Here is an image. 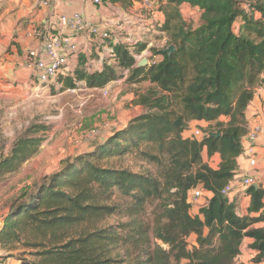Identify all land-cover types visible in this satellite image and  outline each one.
I'll return each mask as SVG.
<instances>
[{"label": "trees", "instance_id": "obj_1", "mask_svg": "<svg viewBox=\"0 0 264 264\" xmlns=\"http://www.w3.org/2000/svg\"><path fill=\"white\" fill-rule=\"evenodd\" d=\"M110 1L128 9L143 0ZM154 4L164 16L159 30L168 36L165 48L176 47L172 54L152 48L160 59L139 66L134 54L146 49V41L133 51L117 44L103 69L87 72L82 56L73 75L57 78L63 89L85 78L98 88L119 79L122 68L131 71L130 80L154 85L137 100L144 113L65 160L12 207L0 242L17 250L10 257L23 264H235L245 237L254 239L253 262H264V227H253L264 221L263 186L246 188V214L236 198L223 193L240 173L247 108L264 85V0ZM185 4L198 15L185 17ZM221 116L229 120L220 121ZM195 120L215 122L205 132L222 134L185 138ZM46 129L32 125L17 138L0 159V181L39 153ZM205 149L210 157L220 154L218 168L204 162ZM128 158L146 167L137 170ZM197 187L213 195L191 215L187 194ZM191 235L193 245L187 240Z\"/></svg>", "mask_w": 264, "mask_h": 264}, {"label": "rangeland", "instance_id": "obj_2", "mask_svg": "<svg viewBox=\"0 0 264 264\" xmlns=\"http://www.w3.org/2000/svg\"><path fill=\"white\" fill-rule=\"evenodd\" d=\"M28 2L30 5L26 7ZM38 9H40L39 3L34 6L32 0L0 1V66L11 60L14 62L12 67L20 68V59H15L13 56L14 50L19 57L28 54V50L23 54L18 50L23 37H34L35 32H40V40L44 39L45 25L40 23L41 21L35 14ZM148 12L145 10L144 15ZM189 12V10L184 11L185 17L189 15ZM158 20L151 21L149 25L154 29L150 33L143 34L144 37H148L153 46L146 54L137 57V65L143 60H147L146 65L154 60H159V56L154 57L152 48L158 50L165 48L168 44L167 34H162L159 30L162 21ZM34 39L36 40V38ZM111 54L108 52L105 59L108 61L112 59ZM96 55L93 52L89 56L91 59L97 60L98 56ZM83 57L85 56L83 55ZM82 60L84 61L83 58H80L81 62ZM26 63L27 61L24 65ZM87 63L86 59L83 65L85 70ZM117 72L121 75V80L127 76V81L108 83L109 95L105 96L100 90L101 87H89L86 80L76 79V87L73 89H63L58 80L56 81L59 83L57 88L53 85L39 88L34 84L29 85V82L26 84L23 80L16 81L17 79L13 78L14 74L0 68V159L10 153L14 142L25 133L27 128L32 125L47 127L40 133L43 143L39 153L26 162L18 172L0 181V227L10 218L12 207L18 204L25 193L35 191L36 185L45 177L59 170L65 160L94 147L97 144V138L92 142L89 139L98 137L101 132L107 130L110 127L107 126L108 122L111 123L112 120L117 123L130 122L146 110L143 105L137 103V100L140 94L147 93L153 86L147 80H130L131 72H128L127 69L117 68ZM28 80H32V78L30 77ZM138 105L141 108L135 110L134 108ZM189 125L193 129L206 131L212 129L215 122L212 124L198 122ZM126 163L137 170L140 167H146L142 162L132 158H128ZM240 173L234 179L232 196L236 198L241 210L245 208V202L243 203V197L240 198V195L245 193L246 188L242 182L244 174L241 171ZM191 193L192 191H189L187 194V200L191 204L190 214L196 215L205 199L195 202ZM115 221V218L109 220L111 223ZM187 240L190 245H193L195 235H191ZM10 247L11 245L0 242L2 258L0 264H23L14 256L10 257L11 254H18L17 250H11ZM182 264L187 263L183 261Z\"/></svg>", "mask_w": 264, "mask_h": 264}, {"label": "crops", "instance_id": "obj_3", "mask_svg": "<svg viewBox=\"0 0 264 264\" xmlns=\"http://www.w3.org/2000/svg\"><path fill=\"white\" fill-rule=\"evenodd\" d=\"M4 1L7 2V1H17V0H4ZM32 1L34 6H36L37 3H39L40 9H38L35 14L38 17V20L41 21L40 23H42L43 26L45 25L44 27L45 35L42 41L40 40V37H36V36L33 37L30 35L31 36L30 38L23 37L18 47L19 52L21 51L22 54L24 51L27 50L29 51V49L31 48H37V47L39 48L41 46L43 41L52 33V31H55V27H57L58 25V15L62 12H71L75 10L81 11V13L85 16V18L90 20L92 23L98 25L101 31L106 29H111L113 31V36L117 38L119 41H121V43L123 44L126 43V45L129 46L130 50H134L136 47L135 45L137 43L134 41L135 39H140L142 34L144 33L146 34L148 32L150 33L151 30L154 29L153 26L149 25L151 21L158 19H161L162 21L164 19L163 13L158 12L156 10V6L154 3H156L157 0H153L152 6L149 8L144 5L143 2L144 0L135 1L134 4L126 10L120 4L113 3L110 0H105L106 2L100 6H94L89 0H66V1L32 0ZM45 1L47 3H45ZM29 5L30 3L28 2L26 7H29ZM181 8L183 13L185 10L190 11L187 17H191L193 14H197L196 11H193V9L186 4L183 5ZM145 10H148L149 12L144 15ZM143 16L145 18H141ZM160 33L163 34V32ZM129 34H132V37L131 35L129 36ZM34 38H36V40ZM77 41L79 42V45L81 47V53L77 58H73L72 60L73 62L71 63V68L75 67L76 69L80 62V58L84 55L85 58L88 60L87 69L88 67H91V73L95 72L97 69H102L104 67L103 66L104 62H106L105 57L107 53L108 52L112 53L113 50V48L111 47L112 40H102L98 37H92L86 34H82L77 36ZM144 41H146L145 43L147 44L146 49L140 53H135L134 56L137 55L140 57L142 54H146L147 51H149L150 48L153 46V43L151 41L149 42L148 37H143L142 42ZM93 52L97 54L96 55L98 56L96 58L97 60L90 58L89 55H91V53ZM13 57L15 59H20L19 62L21 64L18 63L19 65H21L20 68L12 67L14 62L11 60L2 63L0 68L3 71L9 70L11 74H14L15 76L13 78L17 79L16 81L23 80L25 81L26 84L29 82V85H33V84L36 85V80L33 76L34 73L33 70L27 67L26 64H25L26 66L24 65V63L26 62L25 60H27L28 57L27 53L25 56L19 57L16 51L14 50ZM30 77L32 78V80H28ZM263 78H264V74H263ZM119 79L121 80V78ZM119 79L113 82L121 83L127 81L126 76H124L121 81ZM147 81L150 83V85L152 86L154 85L150 80ZM139 108H141L140 105L136 106V108L134 109L137 110ZM246 117L248 121V132L242 139L244 151L237 158L239 171L243 172L244 174L243 177L250 175L254 179H256V183L254 184V186L257 185L256 187H258L262 185L264 188V85L256 89L254 98L247 108ZM219 120L223 122H227L229 120V117L221 116ZM198 122H207L211 124L213 123L211 121H205V120H201V121L195 120L192 121L191 123H198ZM128 123L129 122L117 123L112 120L111 123L110 122L107 123V126L108 125L110 126L109 128L107 127L108 128L107 130L101 132L98 135V137L89 140H91L92 142L95 141V139L97 138L96 140L97 143L102 140H105L107 137L112 135V133L115 130H119L126 127ZM256 124H260L262 127L263 135L261 139H253L249 135L250 131ZM253 158H256L257 160L256 167H252L250 164V160ZM203 160L213 168H218L221 162V157L220 154L218 153L210 157L208 155L207 150L205 149L203 152ZM232 181L234 183V180ZM206 193L208 198L212 197L213 195L211 192L208 191ZM230 196L233 198L232 194ZM242 197H243V203L245 202L244 203L245 208H243L242 206L243 209L240 210L239 208V210L242 214H246L248 213L247 208L250 202V197L246 196L245 193H242L240 195V198ZM252 215H257V214H252ZM253 227L263 228L264 221L256 223ZM253 242L254 239L252 237H245L243 239V242L241 244V253L237 257L235 264H264V262L261 263L253 262V258L257 255V251L251 247Z\"/></svg>", "mask_w": 264, "mask_h": 264}, {"label": "built area", "instance_id": "obj_4", "mask_svg": "<svg viewBox=\"0 0 264 264\" xmlns=\"http://www.w3.org/2000/svg\"><path fill=\"white\" fill-rule=\"evenodd\" d=\"M89 1L94 6H100L105 3V0ZM143 2L144 5L149 8L152 6L153 0H144ZM45 3L47 2L45 1ZM82 34L98 37L102 40H112V48L115 45L121 43L113 36V31L111 29L101 31L98 25L86 19L81 11L75 10L71 12L60 13L58 15V25L55 27V31H52V33L43 41L39 48H31L27 54L28 57L26 60V65L33 70V76L36 80V85L39 88H47L52 85L57 88L59 83H56V81L60 75H73L76 69L75 67L71 68V63L73 62V58H77L81 53V47L77 41V36ZM40 35V32H35L36 37H39ZM130 35L132 37V34H129V36ZM143 37L144 36L142 34L140 39H135L134 41L136 43L140 42ZM134 57L137 58L139 56L136 55ZM86 65H88V63ZM99 70L101 69H97L96 71ZM127 70L129 72V69ZM86 71L91 73V67H88L87 69L86 66ZM84 80H86V78ZM60 86L63 87V84H60ZM100 90L105 96L109 95V88L107 85L101 87ZM208 132L209 131L205 132L200 129H193L189 125L188 129L184 131V137L190 140H201L204 135H208ZM249 135L253 139H261L263 135L261 125L256 124L250 131ZM256 163V158L250 160L252 167H256ZM242 182L244 187H249L256 183V179L249 175L243 177ZM233 188L234 183L231 181L223 189V193L231 195ZM206 192L207 191L203 190L202 188L197 187L192 191L191 197L195 202H200L201 199L207 197ZM2 237L4 238L5 236L3 235Z\"/></svg>", "mask_w": 264, "mask_h": 264}, {"label": "water", "instance_id": "obj_5", "mask_svg": "<svg viewBox=\"0 0 264 264\" xmlns=\"http://www.w3.org/2000/svg\"><path fill=\"white\" fill-rule=\"evenodd\" d=\"M176 47L175 45H170L169 47L165 48L164 51L167 52L168 54H172L175 51ZM147 64V60H143L139 63V66H144ZM178 122V121H177ZM222 134V130L219 129L217 131H209L208 136H215L218 137ZM257 186V185H256Z\"/></svg>", "mask_w": 264, "mask_h": 264}]
</instances>
